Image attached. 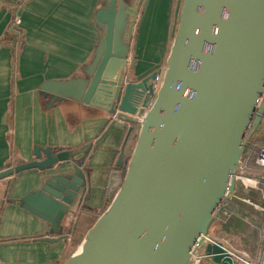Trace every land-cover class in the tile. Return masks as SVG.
Here are the masks:
<instances>
[{
	"label": "water",
	"instance_id": "1",
	"mask_svg": "<svg viewBox=\"0 0 264 264\" xmlns=\"http://www.w3.org/2000/svg\"><path fill=\"white\" fill-rule=\"evenodd\" d=\"M132 13L126 0H107L95 15L101 37L86 78L42 88L50 103L72 99L116 115L111 127L124 130V145L139 126L119 191L64 264H193L199 250L210 264H237L209 230L235 197L264 120V0H183L159 86L157 72L129 78ZM35 157L1 171L0 181L58 166L21 204L63 239L85 174L79 162L67 168L68 151L37 147Z\"/></svg>",
	"mask_w": 264,
	"mask_h": 264
},
{
	"label": "crops",
	"instance_id": "2",
	"mask_svg": "<svg viewBox=\"0 0 264 264\" xmlns=\"http://www.w3.org/2000/svg\"><path fill=\"white\" fill-rule=\"evenodd\" d=\"M106 1L0 0V172L35 160V148L40 147L54 154L70 152L75 157L67 168L74 170V164L81 163L86 181L74 214L67 217L65 237L58 239L50 233L51 224L21 204L44 179L61 172L58 166L1 180L0 264H64L78 250L72 248L76 240L82 244L120 189L122 168L128 166L137 139L124 145V130L111 127L112 117L104 108L72 99L50 103L42 91L50 83L86 78L101 37L95 15ZM126 2L136 12L129 18L135 25L129 38V78L141 80L154 72L163 76L173 43L171 18L177 27L180 17L179 0ZM123 147V164L117 166ZM233 226L226 224L225 232L238 231ZM258 247L255 262L264 252V225Z\"/></svg>",
	"mask_w": 264,
	"mask_h": 264
},
{
	"label": "rangeland",
	"instance_id": "3",
	"mask_svg": "<svg viewBox=\"0 0 264 264\" xmlns=\"http://www.w3.org/2000/svg\"><path fill=\"white\" fill-rule=\"evenodd\" d=\"M179 3H180L179 6L181 5L182 8L183 0H179ZM175 5L176 4L174 3L172 7L173 10L175 9ZM172 18H174V16ZM172 18H171V25L173 26V28L171 35L174 40L176 34L175 32L176 24L174 25L172 24L173 23ZM165 32L166 29L162 28L161 36L163 38L165 37ZM254 142H260L264 144V120L262 121L259 129L253 133L251 144ZM254 173L256 174L257 171H255ZM255 174L251 176H254ZM260 175H262V173ZM237 183H238V191L235 197H233V199L229 202V204L226 207V210H222L219 217L215 221H213L209 230V236L213 241L220 242L225 246H228L232 248L234 251H236L235 253L243 259V261H237V264H247V262L248 263L255 262L253 259L257 255V251L259 249L258 247L259 232L261 231V226L264 225V214L260 212L254 205L247 204L246 202L243 201V199H247V198H245L244 196L243 193L244 189L242 188L241 182L238 181ZM249 198L254 204H258V205L264 204L260 194L255 190H251V194ZM226 212L228 213L229 216H224ZM236 216H239L241 219L244 218L245 220L237 221L238 218H236ZM226 219L228 220L226 224L228 226L234 225L233 226L234 228L238 227L237 228L238 231H235L234 233H226L225 226H222V224L224 223L223 220ZM81 227L82 225L80 224L78 227L79 232H80L79 229ZM78 241L79 239L77 240V242ZM80 245L76 243L75 249H79ZM202 254H203L202 250H199V252L197 253V260L196 261L194 260L193 264H198L200 262L204 263L203 260L199 259V257Z\"/></svg>",
	"mask_w": 264,
	"mask_h": 264
},
{
	"label": "built area",
	"instance_id": "4",
	"mask_svg": "<svg viewBox=\"0 0 264 264\" xmlns=\"http://www.w3.org/2000/svg\"><path fill=\"white\" fill-rule=\"evenodd\" d=\"M14 22L16 25H18L20 23V21L17 19H15ZM161 80H162V76H158V78L156 80L157 86L160 85ZM113 119H117V116L114 115L112 117V120ZM252 147H253L252 151L257 150V157L255 160V170L254 171L261 172L262 175H257V176L246 175L247 171L250 170L248 167V163H247V160H249V157H250V155H249L247 160L244 161V159H243V161H242V163H241V165H240V167L236 173V179H237V182L238 181L241 182L243 189L250 190V191L251 190L257 191L260 194L261 199L264 203V144H262L260 142H254V143H252ZM244 178L251 181V183H254V186H252V184L248 185L247 183H245ZM243 201L246 202L247 204L254 205L260 212H262L264 214V204L263 205L254 204L250 199H243ZM225 216H229L227 212L225 213ZM233 256L235 257V259L237 261H243V259L239 255L233 253ZM247 264H264V252H263V256H262V259L260 262H256V263L255 262H250V263L247 262Z\"/></svg>",
	"mask_w": 264,
	"mask_h": 264
},
{
	"label": "trees",
	"instance_id": "5",
	"mask_svg": "<svg viewBox=\"0 0 264 264\" xmlns=\"http://www.w3.org/2000/svg\"><path fill=\"white\" fill-rule=\"evenodd\" d=\"M138 129H139V126L138 125H135L134 126V129H133V131L131 132V134H130V136H129V138H128V142L132 139V140H136L138 137H137V131H138ZM137 134V135H136ZM252 149H253V147H252V144H249V146L247 147V150H246V152H245V154H244V157H243V159H244V161L245 160H247V158H248V156L250 155V157H249V160H247V163H248V167H249V169L250 170H248L247 171V175L248 176H251V175H253V174H255L254 172V170H255V160H256V157H257V150H253L252 151ZM128 162V161H127ZM127 163H126V165L122 168V172H123V177H122V182H121V185H122V183H123V181H124V178H125V175H126V171H127ZM121 187V186H120ZM113 199H114V197H112ZM112 199V200H113ZM222 225H225V223L224 224H222ZM76 243L77 244H79L78 242H77V240H76V242H75V245H73L72 246V248L73 249H75L76 247ZM204 261V263H202V262H200V263H198V264H210V262L209 261H206V260H203Z\"/></svg>",
	"mask_w": 264,
	"mask_h": 264
},
{
	"label": "bare ground",
	"instance_id": "6",
	"mask_svg": "<svg viewBox=\"0 0 264 264\" xmlns=\"http://www.w3.org/2000/svg\"><path fill=\"white\" fill-rule=\"evenodd\" d=\"M244 182L247 183L248 185L252 184V186H254V183H251V181L247 180L246 178H244Z\"/></svg>",
	"mask_w": 264,
	"mask_h": 264
}]
</instances>
